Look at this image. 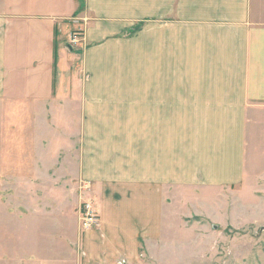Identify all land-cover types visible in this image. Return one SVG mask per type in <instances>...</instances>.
I'll return each instance as SVG.
<instances>
[{"label": "crops", "instance_id": "1", "mask_svg": "<svg viewBox=\"0 0 264 264\" xmlns=\"http://www.w3.org/2000/svg\"><path fill=\"white\" fill-rule=\"evenodd\" d=\"M253 15L251 0H0L7 155L29 141L40 155L1 187L23 193L7 194L0 264H200L205 231H189L171 193L219 204L245 179L250 117L264 105V21ZM67 151L75 212L56 180ZM83 202L97 227L82 228Z\"/></svg>", "mask_w": 264, "mask_h": 264}, {"label": "rangeland", "instance_id": "2", "mask_svg": "<svg viewBox=\"0 0 264 264\" xmlns=\"http://www.w3.org/2000/svg\"><path fill=\"white\" fill-rule=\"evenodd\" d=\"M251 5L253 16L264 21V0H251ZM143 23L142 21L141 24ZM132 32L130 30L126 35H130ZM59 43L66 46L64 32L61 34ZM71 43L69 42V44ZM82 44L83 38L81 35L79 42L77 44L72 43L71 46L77 49ZM250 118L251 124L247 136V174H245V179L240 186L224 188L219 193V204L214 203L215 201L210 196H203L193 191L174 190L171 193L174 199V213L180 214L183 218L184 216L189 217V231H192V225L197 226L199 231H205L204 238L202 240L200 238L199 250L201 252L196 254V257L201 259L200 264H264V105L260 108L257 105ZM27 125L28 123H25L24 128H27L31 136H34L33 132L36 127ZM1 128L0 224L2 221L5 222L8 213H11V207L9 208L10 199L7 194H13V196L20 198L21 193H23L20 189L12 191L1 188L5 185L4 182L7 180V176L14 169L23 170L20 160H24L27 166L28 162H33L34 157L40 156L38 149H33L35 142L29 141L25 143L26 152L24 154L18 153L16 158H11L10 155H7L9 152L7 147L10 146L9 140L7 141L5 137L7 127L3 125L0 130ZM23 131L21 129L19 135ZM65 146L70 149L68 145ZM20 148V141L15 138V151L20 150ZM64 154L62 170L56 175V180L60 182L63 189L62 198L67 200V203L63 205V210H73L75 212L74 193L78 183L76 178V152L67 151ZM22 156H25V158H22ZM70 191L71 196L69 195ZM182 197L189 200L198 197L200 202L190 201L189 205L181 206L177 199L180 198L183 202ZM193 202L196 203L195 206ZM24 214L28 219L25 224H30L31 231L33 230L32 224L35 225L34 228L39 229L41 222L36 219L37 213L31 210L29 213L24 211ZM0 229L5 230L6 226H0ZM162 255L163 258L165 256L166 260H170V258L177 260L175 254L165 253Z\"/></svg>", "mask_w": 264, "mask_h": 264}, {"label": "built area", "instance_id": "3", "mask_svg": "<svg viewBox=\"0 0 264 264\" xmlns=\"http://www.w3.org/2000/svg\"><path fill=\"white\" fill-rule=\"evenodd\" d=\"M80 36L81 33L78 30L70 33L69 42L77 44L80 40ZM84 187L87 188L88 185L84 183ZM79 218L81 226L84 230L92 229L99 225V215L95 212L89 202H83L81 204L79 210Z\"/></svg>", "mask_w": 264, "mask_h": 264}]
</instances>
